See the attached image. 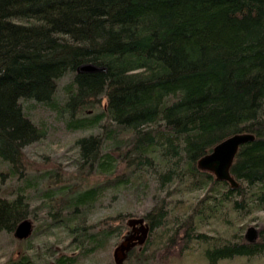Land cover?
<instances>
[{
  "label": "trees",
  "instance_id": "1",
  "mask_svg": "<svg viewBox=\"0 0 264 264\" xmlns=\"http://www.w3.org/2000/svg\"><path fill=\"white\" fill-rule=\"evenodd\" d=\"M83 64L104 70L78 73ZM66 76L71 81L58 100L57 84ZM33 103L68 133L100 131L74 140L77 166L112 177L60 207L54 200L69 188L47 191L32 208L49 217L58 209L44 225L70 238L53 264L105 253L127 233L126 221L137 216L121 210L85 225L108 197L113 208L131 196L153 203L144 216L149 238L124 264H155L157 251L160 264L172 255L180 260L190 244L207 245L197 231L205 218L264 212V0H0V158L11 173L20 148L43 139ZM96 104L100 112L84 117ZM236 134L254 140L236 154L232 188L197 162ZM46 175L17 186L18 194L15 181L9 198L0 188V232L28 219L22 189L34 197ZM197 192L193 208L171 202ZM169 219L174 231L164 229L161 249L153 232ZM202 255L208 264L264 255V226L252 243L241 236ZM36 257L24 252L5 264H34Z\"/></svg>",
  "mask_w": 264,
  "mask_h": 264
},
{
  "label": "rangeland",
  "instance_id": "2",
  "mask_svg": "<svg viewBox=\"0 0 264 264\" xmlns=\"http://www.w3.org/2000/svg\"><path fill=\"white\" fill-rule=\"evenodd\" d=\"M70 81L71 76H66L58 82V100L64 99L65 96L63 89L68 83H70ZM33 104L35 106L30 108L31 110H34L33 108L37 107L34 111L33 120L42 128L43 135L41 137H43V139L42 141H37L33 144L31 143L20 148V154L23 156L17 154L14 156L16 159L14 161L15 169L13 173L9 171V163H5L6 161L3 162L4 160L2 161L0 158V188L3 189L5 197L9 198L14 192V189L10 191L11 189L9 186H11L15 181L16 182L13 186H15L16 193L18 194L17 186L21 184L24 185L26 181L31 180L32 176L40 178V176H45L47 174L48 177L38 186L37 193L34 196H37L38 198H34L32 194L27 192L26 188L22 189V194H26V199H28L29 216L27 218L33 225V232L28 239L22 241L15 239L13 232H0V264H5L9 259L16 260L20 255L24 254V252L37 255L35 258L36 260H34V264L43 263V261H41L43 257H47L45 259L48 260V264H53L57 259L55 258L57 255H63L65 253V246L68 244L70 238L65 239L61 232H48V228L44 225L51 221L52 214L58 209H54L51 213V217H49L44 210L39 211L38 209L33 212L32 208H36L40 205V198L42 197V194L47 191L54 192L56 195L60 190L69 188V190L65 193V196L58 197L54 200V204L57 207H60L61 204L72 198L78 191H84L95 187L96 185L109 181L110 178H112L105 177L100 174L98 175L92 171L89 174L87 169L83 168L88 167V165H83L82 167H78L79 165L77 166L79 158L76 148L73 146L74 140L81 137L92 136L90 134H93L95 137L97 135L100 137V131L92 130L68 133L64 130L63 124L58 120L55 114L44 112L40 110V106H37L35 103ZM101 108V105L96 104L94 107L86 111L84 117L98 114ZM122 169H124V167H119L118 173L123 172ZM12 174H16V177L13 178ZM120 196L125 197L126 194H122ZM200 196V192L186 194L173 198L171 202L172 204L180 205L177 201L180 199V203H184V208L187 209L192 206L194 207ZM132 197L133 196L128 198L127 201L119 199L120 201L118 207L114 205V208L111 206L113 202L109 199V197L101 200L97 204L94 214H89L90 216L86 218L85 225H90L95 219L104 220V217H106L108 213L112 215L115 210H121L124 214L130 216L136 215V218H144V216L153 207L152 201H144L134 199V197ZM29 199H32V201L30 202ZM42 203H44V201ZM92 208L90 209L91 212L95 207L93 209ZM107 208L109 209L107 210ZM181 214H183V212ZM189 214L190 211H186V213L182 215V218L188 216ZM219 216L220 218H205V222L200 223L199 225V230L197 231L205 234L207 237L206 240H208L207 245H204L203 249L200 250V245L193 246L190 244L191 249L194 247L191 253L183 256L180 260H178V258L174 255L169 256L167 257L166 264H208L207 261H204L202 258V252L204 249L206 250L208 248L218 247L225 242H238L241 236L245 237L249 229H255L258 233H260L261 228L264 226V212L251 214L236 213V220L235 215L230 212H227L226 216H222L221 214ZM170 221L171 219L168 220L166 225L155 228L153 232V241H155V244L160 245L159 248L161 247V249L167 241H162L160 237L163 234L164 229L166 228V230H168L169 235L174 231L175 223ZM114 223L115 222H112V224ZM37 226H39V228L36 230ZM106 226L107 223H104L99 228H105ZM94 231L96 230H92V232ZM114 247L112 249H108L105 253L95 254L93 256L87 255V257L80 260L78 264H110V260L113 261L112 251ZM200 251L202 257H200ZM161 254V251L155 252V264L161 263ZM217 263L264 264V255L247 260H220Z\"/></svg>",
  "mask_w": 264,
  "mask_h": 264
},
{
  "label": "water",
  "instance_id": "3",
  "mask_svg": "<svg viewBox=\"0 0 264 264\" xmlns=\"http://www.w3.org/2000/svg\"><path fill=\"white\" fill-rule=\"evenodd\" d=\"M103 68H98L92 64L81 65L77 72H96L102 71ZM254 140L251 134H236L221 143L217 144L208 155L204 156L197 162L200 170L210 172L217 181L227 182L232 188H237V182L232 178L230 169L233 161L238 153V150L243 145ZM128 228L127 233L117 243L112 251V259L114 264H124L128 259L130 252L138 247H142L150 234V225L143 217L129 218L126 221ZM33 232V225L30 220L24 219L19 222L14 231L13 236L17 240L28 239ZM248 242H254L257 238V231L249 229L245 235Z\"/></svg>",
  "mask_w": 264,
  "mask_h": 264
}]
</instances>
